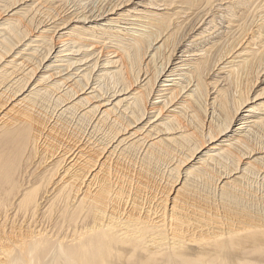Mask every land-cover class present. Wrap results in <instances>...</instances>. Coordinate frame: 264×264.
Segmentation results:
<instances>
[{
    "label": "bare ground",
    "instance_id": "1",
    "mask_svg": "<svg viewBox=\"0 0 264 264\" xmlns=\"http://www.w3.org/2000/svg\"><path fill=\"white\" fill-rule=\"evenodd\" d=\"M189 1L190 5L194 3ZM111 7V2L104 7H89L80 16L64 11L59 17L63 24L60 31L67 32L54 36L55 43L50 44L43 58L31 66L19 83H14L17 88L0 89V264H264V243L261 244L264 224L236 226L225 222L219 226L216 220L208 219L198 226L207 229L192 234L188 243L178 232L181 222L178 215L182 214L178 201L188 177L190 181V176L215 178L221 189L227 191L242 181L245 172L259 170L264 163V143H257L256 137L248 139L249 128L243 131L255 112L259 116L264 113V49L255 65L254 55L250 59L240 56L239 59H245L239 63L236 58H226L225 61H230L225 64L231 65L229 84L219 89L210 103L209 88L216 82L206 83L205 72L223 59H210L209 66L205 55L202 62L195 64V74L189 73L185 78V85L178 83L174 89L177 83L169 78L182 75L177 71L174 75L175 71H169L168 66L175 53H183L182 43L188 29H182L177 41H173L181 29L176 25L163 41L169 24L164 25L160 19L156 21L159 28L151 25L158 31L156 34L150 29L143 30L142 25L139 29H124L122 35V28L110 34L113 27L104 13ZM3 18L8 20V14ZM190 27L193 28L191 24ZM248 30L234 41L225 57L245 37L248 39ZM96 33L116 41L99 46L82 38H97ZM251 33L257 39L260 35L264 37V24ZM45 34L33 30L21 38L31 44L37 42L36 38H45ZM159 39L162 41L159 48L167 46V53L157 63L150 57V49ZM19 43L0 47V61L16 57L18 53L11 52ZM75 44H79L84 56L97 54L96 63L102 66L100 71H106L105 80L112 86L101 94L96 93V81L102 76L94 80L88 72L90 75L83 80L64 75L50 86L42 87V96L55 98L56 106L64 108L60 114L69 113L83 125L81 134L68 135L59 132L54 121L47 122L45 117L42 120L33 113V102L40 90L31 89L25 96L23 92L32 86L33 76L39 79L35 86L41 83L47 72L48 66H44L47 59H58L59 54L70 51ZM252 45L255 43L248 41L243 50L249 51ZM108 66H114L115 70L108 72L111 68ZM167 82L173 84L168 86ZM190 85H193L191 91ZM185 90L190 92L182 97ZM163 96L169 98H163L162 105L155 102ZM123 106L130 119L118 115L117 110ZM178 107L182 110L176 112ZM151 119L157 124L148 125ZM259 120V127H264V120ZM147 125L151 130L145 129ZM135 147L152 157L155 152L173 150L179 151L181 157L173 167L176 180L165 195L167 199L154 205L159 207L155 209L157 212L153 211L152 215L147 212L142 218H124L121 214V219L118 211L124 198L109 179L108 168L111 157L120 149L128 151ZM214 152L216 156L211 155ZM171 226L173 230L168 237L167 227Z\"/></svg>",
    "mask_w": 264,
    "mask_h": 264
},
{
    "label": "rangeland",
    "instance_id": "2",
    "mask_svg": "<svg viewBox=\"0 0 264 264\" xmlns=\"http://www.w3.org/2000/svg\"><path fill=\"white\" fill-rule=\"evenodd\" d=\"M192 1L194 3L190 5L189 0H0V47H9L7 46V44L11 45L12 42L14 46L18 43V41L20 42L17 46L13 48V51L11 52L18 53V55L13 54L16 57L3 58L0 61V89L4 90L9 87L11 91V88H17L14 83H19V80L23 78L24 74L28 73V71L31 69V66H35L33 64L37 63L43 58L46 53V50L51 46L50 44H52V42L55 43L54 36H56L57 33L61 34L67 32V30L60 31V29L63 28V24L61 23V21H59V17L60 15L64 14V11L68 10L66 14L69 13V15L73 14L74 16V14H76L80 16L81 14L86 13L89 10V7H104L105 5H108L109 2H111V9L104 13L106 21H110L109 24L113 27V30L109 32L110 34L114 33L115 31H119L122 28V31L120 32V34L122 35L125 31L124 29H139L137 27H139L140 25H142L141 28H143V30L147 31V29H150L155 32L154 34H156L158 31H156L154 29L155 27L153 28L152 26L154 25L159 28L158 22L156 21L160 19L164 20V25L167 26L169 24V28L163 33V41L165 40V38H167V35L169 33H172L175 30L176 25L180 26L181 29L178 34H175L173 36L175 38L173 41H177L179 33L182 31V29H188L186 33L187 37L184 38L182 43V45L184 46L183 53H175L171 59L172 61L168 66L169 71L171 69L175 71L173 73L174 75H177V72L179 75H182L181 78H179L180 76H173L169 78L170 80L175 81L174 84L177 83L173 86L174 89H177L179 84L183 86L185 85V78L188 76L189 73L195 74L193 73L194 69L196 68L195 64L202 62V59L205 57V55L206 60H208L209 66H211V64L209 63H212V60L216 59L217 61L220 58L223 59L219 63L216 62L215 66L211 67V70L209 68V71L205 72V75L208 73L206 83L210 84L216 82L214 87L210 86L209 88V102L211 103L213 98L218 94L219 89L225 88L229 84L230 78L228 72L231 71V65L225 64L227 61H230V59L225 61L226 58H236L235 61L239 63L240 61H244L245 59H239L240 56L244 55L243 57H246V59H250L254 55L253 65H255L256 62L259 61L261 57L260 52H263L264 49V37L260 35L258 36L259 39H257L256 36L251 35V31L254 32L257 26L264 24V0ZM230 13H233L232 18H230ZM6 14H8L9 21L4 20L3 18ZM227 19H229L230 21L228 22ZM210 21H212L211 24ZM103 24L104 23H102V25ZM190 24L193 26V28L190 27ZM85 25L86 27H91L90 24ZM213 26L214 28L212 29ZM247 29H250L247 32V35L249 36L248 39L247 37H245V40L243 39L242 43L238 44L235 47V49L232 51V54H230L232 56L227 55L225 57V55L228 53V50L235 45L234 41L238 40L242 36L244 31H247ZM33 30H39V32L46 33V37L43 39L36 38L37 40L33 39L37 42L31 44H29L28 41L24 40L25 38H21L24 37L28 31ZM94 36H96L97 38L91 39L89 38V36H82V38H84V40L95 42L99 46L104 43L109 46L110 41H116V38H114L115 40L112 38V40L107 38V35L101 38L96 33ZM15 39L18 41H16ZM159 41L161 40L159 39L153 42V49H150V57H153V59L157 63H159V57L161 59L163 56H165V53H167V46L164 49H160L159 47L162 41ZM248 41L255 43V45H252L249 48L250 50L245 52L243 48L246 46ZM78 45L79 44H75L74 47L70 49V51H65V53L59 54L58 59H51V61H48L47 59V62L44 65L48 66L46 69L47 72L43 76V80L39 84L40 86H35L39 82V79L35 78L36 76H33L31 81L32 86H30L29 88H27L26 91L23 92V96H25L29 93L31 89L40 90L39 93L36 94L38 95V97L35 98L36 101L33 102V113L36 117H40V119L42 120H45L46 118L47 120L45 121L47 122L52 121L51 123H53L54 121L53 124H56V128L59 127L57 130L68 135L81 134L83 130V125H81V123L78 122L76 118H73V116L69 115V113L60 114L62 109L64 108L56 106L54 102L55 98L49 96H42V87L50 86L55 81H59L64 75L72 76V78L76 79L80 78L83 80L86 79L85 77H87V75H90L88 74V72L91 73L90 77L94 80L98 79L97 76H102V78L96 81V93L101 94L103 91L110 89V86H112L109 81L105 80V76L107 74L106 71H100L102 66L99 62L96 63L97 54L84 56L81 52L82 48H79ZM184 51L188 52L184 53ZM206 51H208L207 54ZM219 51H221V53L217 57ZM156 55L158 60L155 59ZM53 57L54 55L51 56V58ZM108 67H111L108 68V72L115 70L114 66ZM165 84L170 86L173 84V82H167ZM190 86L191 91L193 90V85ZM166 88L171 87H165V89ZM61 89L59 90V93L64 90L63 88ZM187 93L186 90L183 91L182 97H186ZM163 98L167 100L169 96H163L162 98L157 99L155 102H157L159 105H162ZM4 99L5 97L3 98V100ZM37 103L39 104L37 105ZM35 104L36 106H38L39 109L34 106ZM124 108L125 107L123 106L119 110H117L118 115H122L124 118L128 117V119H130L129 114H127L128 111H123ZM179 110L182 109L178 107L176 112ZM43 112L47 115L45 114L46 116H43ZM256 114L258 113L255 112V116H253V118L249 120L251 121V123H247V129L245 127L243 131L246 132L249 128L250 131L248 132V139L256 137L255 141H257V143L261 141L262 143H264V127L261 125L260 128V124L258 123L260 121L259 119L264 120V113H260V116ZM150 121L148 125L153 126L157 124V122H154V119H151ZM237 123L238 122H236L235 124ZM148 125L145 127V129L148 127ZM235 127L236 126H234L233 128ZM148 130L151 129L147 128V131ZM98 136L101 137V133L97 134V137ZM100 137H98V139ZM139 148L140 147H135L136 150L134 148L133 150L129 149V152L127 150L120 149L117 153L113 155V157H111V164L108 168V176L109 179L112 180L110 181L115 184V186L117 187H115L116 190L118 189L122 193V196L124 198L123 202L120 203V209L118 211V217L121 219L123 218L121 214L124 216V218H126V216H129L130 218L131 216L133 218H137V216L139 218H142L147 212V215H152L153 211L157 212L159 207H155L154 205L157 206V202L167 199L166 196L169 193L170 187L176 180L173 173V167L181 157V155H179V151H167L168 153L166 151L158 153L155 152L153 153L152 157V155L148 153L147 156L146 153L142 150V148H140L141 150ZM174 152L175 155L173 154ZM171 154L172 156H170ZM216 154V152L211 153V155L214 156H216ZM149 157L152 159H150ZM144 161L146 162L143 163ZM113 163L116 165H114ZM167 164H169L170 167ZM114 166L116 168H114ZM263 167L264 163L261 164L259 170L257 168L247 173L245 172L243 175L244 177L240 178V180L242 181H239L237 185L234 186V189H229L227 191L221 189L218 183L215 182V178H209L207 176H196L193 178V176H190L192 178V180L190 181L188 177V179H186L187 182H185L186 184L184 188L185 190L182 194L183 196L181 195L182 198L184 196L185 197L183 199H181L180 197V201H178V203L180 202L179 212L182 213L178 215V218L181 221L180 230L178 231L181 235L180 237L184 241H187L186 243H188L192 234L200 232L201 229H207V227L198 228V226H202V222H207L208 219L216 220L218 222L216 225L219 226L227 224L225 222L236 226H244L250 223H252L254 226L264 224ZM120 185L123 187L121 188ZM216 186H218V188ZM187 188L189 189V191ZM221 190L223 193L221 192ZM224 193H226L227 195H224ZM186 198L188 200H186ZM124 201H126V204ZM127 201L129 203H127ZM123 206L125 209L123 208ZM142 206L144 208H142ZM132 207L135 208V212H133ZM129 208H131L132 211ZM129 210L131 211L130 214ZM137 212L140 215L137 214ZM194 213H196V215H194ZM184 218L185 220H183ZM145 219L149 220L147 218ZM197 219L199 221H197ZM167 228H169V231H167V236L169 237V235L171 234L170 232L173 229H171L172 226ZM263 243L264 242L261 241V244ZM262 260L263 259H260L258 261Z\"/></svg>",
    "mask_w": 264,
    "mask_h": 264
}]
</instances>
